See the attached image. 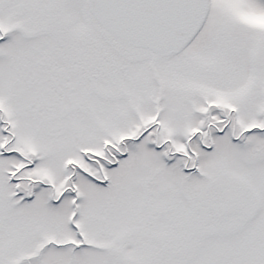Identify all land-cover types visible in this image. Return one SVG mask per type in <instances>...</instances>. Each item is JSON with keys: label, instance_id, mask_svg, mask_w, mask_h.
Returning a JSON list of instances; mask_svg holds the SVG:
<instances>
[{"label": "snow or ice", "instance_id": "1", "mask_svg": "<svg viewBox=\"0 0 264 264\" xmlns=\"http://www.w3.org/2000/svg\"><path fill=\"white\" fill-rule=\"evenodd\" d=\"M0 264H264V0H0Z\"/></svg>", "mask_w": 264, "mask_h": 264}]
</instances>
